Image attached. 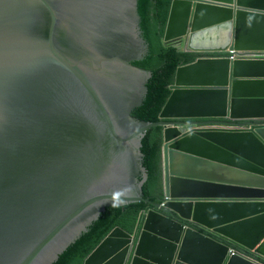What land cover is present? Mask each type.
I'll list each match as a JSON object with an SVG mask.
<instances>
[{
	"label": "water",
	"instance_id": "1",
	"mask_svg": "<svg viewBox=\"0 0 264 264\" xmlns=\"http://www.w3.org/2000/svg\"><path fill=\"white\" fill-rule=\"evenodd\" d=\"M136 4L0 0V264H52L106 206L140 201L151 208L138 232L115 226L82 264H262L228 241L264 260V124L186 130L179 120L264 119V59L178 67L159 121L141 122L131 111L151 72L132 64L147 50ZM163 41L264 52V0H172ZM122 45L124 60L107 57ZM153 126L157 202L142 192Z\"/></svg>",
	"mask_w": 264,
	"mask_h": 264
},
{
	"label": "trees",
	"instance_id": "2",
	"mask_svg": "<svg viewBox=\"0 0 264 264\" xmlns=\"http://www.w3.org/2000/svg\"><path fill=\"white\" fill-rule=\"evenodd\" d=\"M170 3L171 0H137L136 4L138 28L147 50L140 60L132 61V64L151 72L141 104L131 111V116L141 122L158 121L159 112L170 94L168 87L173 82L176 68L195 59V55L181 52L174 44L163 42ZM160 146L161 128L155 126L147 130L140 147L142 165L147 173L142 192L144 198L151 201L162 195ZM138 179H141L140 175ZM148 206L144 201L106 206L52 264H82L84 257L113 227L119 226L132 232L140 211Z\"/></svg>",
	"mask_w": 264,
	"mask_h": 264
},
{
	"label": "clouds",
	"instance_id": "3",
	"mask_svg": "<svg viewBox=\"0 0 264 264\" xmlns=\"http://www.w3.org/2000/svg\"><path fill=\"white\" fill-rule=\"evenodd\" d=\"M172 1V0H171ZM171 5V3H170ZM170 9V7H169ZM169 13V12H168ZM168 17V16H167ZM167 21V20H166ZM166 24V23H165ZM165 28V27H164ZM164 33V32H163ZM163 39V38H162ZM164 42V41H163ZM165 43V42H164ZM165 44H174V43H165ZM174 46H176L181 52L182 49L181 47L177 46L176 44H174ZM187 53V52H184ZM188 54H193L195 55V60L197 59H215V58H227V59H264V52H260V51H249V52H238L235 50H226L223 52H199V53H188ZM192 61V62H194ZM191 62V63H192ZM190 64V63H188ZM187 65V64H186ZM184 66V65H182ZM180 67V66H179ZM178 68V67H177ZM176 68V69H177ZM176 71V70H175ZM174 81V79H173ZM173 83V82H172ZM172 85V84H171ZM170 85V86H171ZM169 86V87H170ZM168 87V88H169ZM170 90V89H169ZM168 98V97H167ZM167 100V99H166ZM166 102V101H165ZM162 109V108H161ZM161 111V110H160ZM160 113V112H159ZM159 116V115H158ZM197 121V122H187L188 125H186L185 129L186 130H191V129H219V130H238V129H247L252 125H263L264 124V119L259 120V119H248V120H229L226 118H200V119H184V120H179L182 121L184 123H186L185 121ZM159 121V118H158ZM157 121V122H158ZM168 121V120H166ZM199 121H207V122H199ZM149 123H155V122H149ZM169 126V125H168ZM155 127V126H153ZM160 127V126H159ZM152 128V127H151ZM161 128V127H160ZM161 139H162V134H161ZM162 142V141H161ZM162 144V143H161ZM160 156H161V146H160ZM147 174V173H146ZM161 186H162V195L161 197L157 198L156 201H152V202H157L158 200H161L163 198V184H162V163H161ZM144 197V196H143ZM149 199V198H148ZM150 200V199H149ZM141 202V201H140ZM149 205V204H148ZM151 208V206L149 205L146 209L141 210L138 216V220H137V224L135 229L132 232L129 233H134V232H138L139 230V226L141 223V220L143 218V215L145 213V211ZM119 227V226H118ZM114 228V227H113ZM121 228V227H120ZM198 229L207 234V235H211L214 238H218V236L210 231L207 228H203V227H198ZM128 232V231H127ZM108 234V233H107ZM106 234V235H107ZM105 235V236H106ZM104 236V237H105ZM103 237V238H104ZM102 238V239H103ZM101 239V240H102ZM100 240V241H101ZM99 241V242H100ZM227 243V242H226ZM229 244V249L231 253H238L246 258L249 259H253L256 260L262 264H264V260H260L257 256H255L253 254L252 250H244L242 248H240V245L237 243H234L232 241H228ZM85 258V257H84Z\"/></svg>",
	"mask_w": 264,
	"mask_h": 264
},
{
	"label": "flooded vegetation",
	"instance_id": "4",
	"mask_svg": "<svg viewBox=\"0 0 264 264\" xmlns=\"http://www.w3.org/2000/svg\"><path fill=\"white\" fill-rule=\"evenodd\" d=\"M127 47L126 46H124V45H122V46H120V48H119V50L116 52V53H111L110 55H108L107 57H116V58H118V59H120V60H124L123 59V57H125V56H127L128 54H129V52H127ZM138 51H140V50H138ZM131 55V54H130ZM129 55V56H130ZM112 67L113 66H111V67H109V68H107L108 70H110V69H112ZM138 95L136 94V97H137ZM186 123L187 122H197V121H185ZM199 122H207V121H199Z\"/></svg>",
	"mask_w": 264,
	"mask_h": 264
}]
</instances>
